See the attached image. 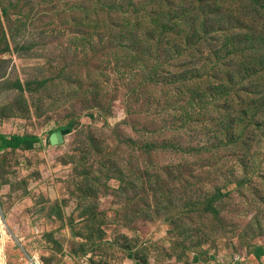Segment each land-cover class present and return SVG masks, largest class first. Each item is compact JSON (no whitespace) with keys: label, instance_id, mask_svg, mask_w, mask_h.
Here are the masks:
<instances>
[{"label":"rangeland","instance_id":"374dc122","mask_svg":"<svg viewBox=\"0 0 264 264\" xmlns=\"http://www.w3.org/2000/svg\"><path fill=\"white\" fill-rule=\"evenodd\" d=\"M104 1L0 0V134L42 138L0 151V263L245 264L264 250V48L212 34L220 67L193 68L179 10L140 46L133 21H90ZM248 3L237 33L258 38L264 0Z\"/></svg>","mask_w":264,"mask_h":264},{"label":"trees","instance_id":"16d2710c","mask_svg":"<svg viewBox=\"0 0 264 264\" xmlns=\"http://www.w3.org/2000/svg\"><path fill=\"white\" fill-rule=\"evenodd\" d=\"M83 1L84 3L86 2V0ZM136 3L145 11L144 16L134 12L130 0H108L103 3L99 2L97 7H88L90 21L95 23V21L100 19H104L106 22L119 19L124 26L133 21L134 26L139 27L140 30L133 29L134 26L131 25V29H133L131 37L136 45L141 46L142 40L144 39L148 43L153 38L151 36L156 35L158 27L162 24L163 18L158 15L159 11L179 10L182 16L179 19L173 18L169 27H171V30L178 29L175 37L178 34H181L180 37L187 35L188 45L192 47L188 49V45H186L180 49H184L182 51L189 50L192 53L195 59L193 68L207 67L209 70L219 68L221 63V60H219L221 57L220 50L225 48L234 50L233 54L242 52L244 57H251L253 55L251 52L256 51L260 47L264 48V27L259 30V36L258 30L256 31L258 38H255L253 32L247 28L246 31L237 33L248 26V18L250 17L248 0H239L237 3L234 0H148V2L137 0ZM129 9L133 14H136V22L134 17L128 13ZM140 18L142 20L141 26L143 27L138 24ZM119 33L124 34L122 31ZM212 34L214 36L220 35L219 37L226 36L228 45H224V48L217 49L215 53H212L213 42L218 46V40ZM155 40L153 38V43ZM253 42H256L254 46ZM181 44L182 42L176 45L175 48ZM259 59L263 68L255 70V72L264 74V54ZM243 66L239 74L229 71L228 81L221 85L216 92L223 93V91L227 90L229 92L234 85L244 84L247 81L245 79L247 74L250 71H254V61L247 58ZM203 77L204 75L199 74L196 78ZM202 81L205 80L199 79L196 83H202ZM211 96L214 97L212 94ZM215 97L217 98L216 95ZM69 129H72V126H69ZM41 141L42 138L37 136H8L0 134V151L7 149L17 150L25 145H35ZM253 255L260 258L264 256V250L256 249Z\"/></svg>","mask_w":264,"mask_h":264},{"label":"water","instance_id":"95a60500","mask_svg":"<svg viewBox=\"0 0 264 264\" xmlns=\"http://www.w3.org/2000/svg\"><path fill=\"white\" fill-rule=\"evenodd\" d=\"M71 133H72V129H69V128L57 131V132L52 134L51 143L53 145L63 144L65 142V140H66V136H68ZM0 236H1V231H0Z\"/></svg>","mask_w":264,"mask_h":264},{"label":"built area","instance_id":"2783aa9c","mask_svg":"<svg viewBox=\"0 0 264 264\" xmlns=\"http://www.w3.org/2000/svg\"><path fill=\"white\" fill-rule=\"evenodd\" d=\"M26 264H45V262L40 256L28 254V260Z\"/></svg>","mask_w":264,"mask_h":264},{"label":"crops","instance_id":"0c3cea01","mask_svg":"<svg viewBox=\"0 0 264 264\" xmlns=\"http://www.w3.org/2000/svg\"><path fill=\"white\" fill-rule=\"evenodd\" d=\"M245 264H264V256L257 258L253 255V257L245 260Z\"/></svg>","mask_w":264,"mask_h":264},{"label":"bare ground","instance_id":"6f19581e","mask_svg":"<svg viewBox=\"0 0 264 264\" xmlns=\"http://www.w3.org/2000/svg\"><path fill=\"white\" fill-rule=\"evenodd\" d=\"M0 231H1V222H0ZM4 231V230H3ZM2 231V232H3ZM4 233V232H3ZM1 241V240H0ZM2 244H3V242H0V250L2 249ZM0 264H2V263H0Z\"/></svg>","mask_w":264,"mask_h":264}]
</instances>
